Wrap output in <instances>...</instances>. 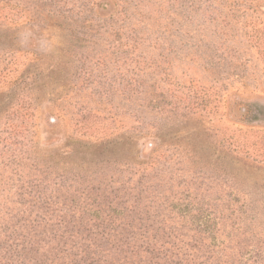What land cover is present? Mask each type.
<instances>
[{
    "label": "rangeland",
    "instance_id": "374dc122",
    "mask_svg": "<svg viewBox=\"0 0 264 264\" xmlns=\"http://www.w3.org/2000/svg\"><path fill=\"white\" fill-rule=\"evenodd\" d=\"M96 1L0 0V264L66 229L264 264V0Z\"/></svg>",
    "mask_w": 264,
    "mask_h": 264
},
{
    "label": "trees",
    "instance_id": "16d2710c",
    "mask_svg": "<svg viewBox=\"0 0 264 264\" xmlns=\"http://www.w3.org/2000/svg\"><path fill=\"white\" fill-rule=\"evenodd\" d=\"M89 8L91 22L101 17L106 19L113 18L115 14L121 16L123 15L121 13L125 11L123 0L96 1L92 6H89ZM48 13V17L56 18L55 11L50 10ZM58 232H60V235L57 236V238L59 241L64 242L63 246L65 248L58 249L53 247L48 249L45 255L51 252H58V254L62 253V255L51 260H46L49 258L43 257L41 261H29V264H72V258H63V256L67 254L71 256V251L76 253L85 251L86 257L81 258L84 264H197L199 262L193 257L186 256L187 252L185 248L178 245L176 241L171 239L168 240L166 238V232L161 229H155L156 234H151L149 231L140 232L142 235L141 238L143 239L142 243L130 241L127 238L130 232L127 230L100 231L101 234L96 239V231H88V234L91 235L89 244L86 246L84 244L79 247L68 246L67 241H64L67 236L71 237L73 231L66 229L65 231H57V233ZM77 233L79 232L77 231ZM38 253L40 252L36 250V254ZM26 261L27 259L24 256L19 263L28 264Z\"/></svg>",
    "mask_w": 264,
    "mask_h": 264
}]
</instances>
